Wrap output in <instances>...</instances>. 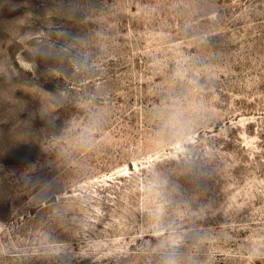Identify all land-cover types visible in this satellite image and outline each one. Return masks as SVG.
I'll use <instances>...</instances> for the list:
<instances>
[{"label":"rangeland","instance_id":"obj_1","mask_svg":"<svg viewBox=\"0 0 264 264\" xmlns=\"http://www.w3.org/2000/svg\"><path fill=\"white\" fill-rule=\"evenodd\" d=\"M0 264H264V0H0Z\"/></svg>","mask_w":264,"mask_h":264}]
</instances>
